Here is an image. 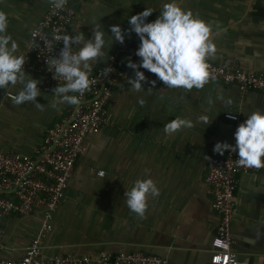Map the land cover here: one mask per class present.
<instances>
[{
    "label": "crops",
    "instance_id": "obj_1",
    "mask_svg": "<svg viewBox=\"0 0 264 264\" xmlns=\"http://www.w3.org/2000/svg\"><path fill=\"white\" fill-rule=\"evenodd\" d=\"M165 0H83L69 34L91 36L94 26L105 30L104 56L92 65L93 74L117 48L124 49L120 66L139 42L133 34L123 45L113 43L109 25L127 28L132 14L144 8L159 14ZM194 16L212 25L210 38L215 54L208 58L223 66H238L253 74H264V0H176ZM51 5L50 0H0L7 14L8 32L21 54L31 31ZM109 32V34L107 33ZM36 100L43 110L28 102L14 105L8 91L0 89V150L32 155L47 128L66 116L69 105L51 106L55 93L44 91ZM132 90L128 81L119 83L109 103L110 122L100 133L88 136L85 152L76 165L65 199L59 204L52 230L42 241L45 257L98 256L102 253L144 252L169 264H212V241L218 215L205 182L207 159L216 156L217 141L234 143L236 126L252 111L264 112V93L241 94L235 86L209 80L197 90L155 87ZM143 99L144 104L138 101ZM211 100V104L209 103ZM231 100V105L225 102ZM227 113L238 120L225 118ZM209 115V125L196 122ZM176 117L193 120L194 127L166 136L163 125ZM104 170L105 176L96 172ZM152 178L160 194L149 198L141 217L125 205V191L136 179ZM1 256L22 258L42 226L41 214L9 216L3 220ZM232 249L247 264H264V174L239 178L236 208L231 225Z\"/></svg>",
    "mask_w": 264,
    "mask_h": 264
},
{
    "label": "built area",
    "instance_id": "obj_2",
    "mask_svg": "<svg viewBox=\"0 0 264 264\" xmlns=\"http://www.w3.org/2000/svg\"><path fill=\"white\" fill-rule=\"evenodd\" d=\"M83 0H67L56 9L52 3L43 18L31 31L23 52L25 72H34L44 77V91L54 93L61 79L54 80L48 72L45 60L58 56L62 42L55 35L69 34ZM33 32L36 33L35 41ZM45 40L49 43H45ZM139 43V42H138ZM129 58L136 60L134 51ZM36 44L38 47L33 48ZM124 49L117 48L108 61L90 75V88L79 96L78 106L69 105L67 114L59 122L46 129L41 144L32 155L0 150V264H169L157 255L144 252L102 253L98 256H52L42 253V241L52 230L55 212L65 199L76 165L85 152L88 136L96 135L111 124L109 103L115 87L132 76L130 69L120 66ZM212 82L235 86L241 94L264 93V74H253L238 66H223L208 60ZM149 79L155 75L145 72ZM150 87V84H146ZM78 95V94H75ZM8 96V95H7ZM238 120V116L234 115ZM228 118V115H225ZM233 120V119H229ZM235 153L207 159L205 182L212 196V208L219 221L212 241V264H247L239 260L233 251L231 225L236 208V193L239 178L246 174H264L261 168H249L237 163ZM97 176L104 177L105 171L98 170ZM41 214L42 226L21 259L12 261L1 256L4 235L3 220L9 216H31Z\"/></svg>",
    "mask_w": 264,
    "mask_h": 264
},
{
    "label": "clouds",
    "instance_id": "obj_3",
    "mask_svg": "<svg viewBox=\"0 0 264 264\" xmlns=\"http://www.w3.org/2000/svg\"><path fill=\"white\" fill-rule=\"evenodd\" d=\"M56 9L64 6L67 0H50ZM154 9L144 8L132 14L127 20L128 27L122 28L119 23L109 25L111 44H124L126 38L134 34L138 38V46L134 51L135 61L128 58L125 67L130 69L132 76L128 83L135 92H141L145 84L155 87L157 81L167 89L199 90L209 81L208 58L216 52V44L210 38L212 25L196 17L190 10L181 8L176 0H165L159 14L154 20H147ZM7 14L0 11V89L17 88L13 93L8 91V98L14 105L28 102L43 110V104L36 98L40 96V81L25 72V59L18 53L19 45L8 32ZM35 41L36 33L32 34ZM53 39L61 41L63 47L58 56L45 60L52 78L61 79L63 84L54 87V98L51 106L58 104L78 106L79 96L90 88L92 65L104 56L106 44L105 30L99 25L94 26L91 36L87 38L82 32L55 35ZM45 43L49 41L45 40ZM38 47L34 44L33 48ZM145 72L155 75L149 79ZM78 94V95H75ZM144 104L143 99L138 101ZM211 104V100H209ZM227 105L232 101L227 100ZM229 119H236L227 113ZM209 115L200 114L197 123L209 125ZM194 127L192 119L176 117L163 125L166 136ZM234 143L217 141L213 145V153L223 156L224 153H235L237 163L244 167L261 168L264 166V112L252 111L233 132ZM160 189L156 182L148 177L136 179L124 196L125 205L130 212L143 216L148 207L149 198H156Z\"/></svg>",
    "mask_w": 264,
    "mask_h": 264
}]
</instances>
